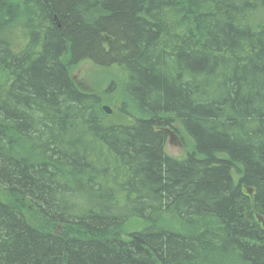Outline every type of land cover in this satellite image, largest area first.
<instances>
[{
    "label": "trees",
    "instance_id": "1",
    "mask_svg": "<svg viewBox=\"0 0 264 264\" xmlns=\"http://www.w3.org/2000/svg\"><path fill=\"white\" fill-rule=\"evenodd\" d=\"M0 264H264V0H0Z\"/></svg>",
    "mask_w": 264,
    "mask_h": 264
},
{
    "label": "rangeland",
    "instance_id": "2",
    "mask_svg": "<svg viewBox=\"0 0 264 264\" xmlns=\"http://www.w3.org/2000/svg\"><path fill=\"white\" fill-rule=\"evenodd\" d=\"M69 72L77 84L81 85L84 90L92 93L102 92V90H104L103 88L105 84L107 85L106 80L110 76V73L107 70H103L100 67L89 62H81L79 64H76L75 66L69 68ZM102 99H105V96L102 95ZM115 104L116 102L113 103V105ZM102 105L109 106L111 109V114L115 110V107L113 105L108 104L105 101L101 103V106ZM111 119L119 122L118 118L116 117H112ZM186 144L187 141L181 143V138L177 135L176 137L170 135L166 138L164 150L168 155L179 158L183 156L186 150L189 149V147H186ZM167 222V220L162 219L160 223L162 224ZM142 226H145L143 221L139 219H132L125 223L123 230L125 231V233H129L134 229L142 228ZM59 231H61V229Z\"/></svg>",
    "mask_w": 264,
    "mask_h": 264
},
{
    "label": "water",
    "instance_id": "3",
    "mask_svg": "<svg viewBox=\"0 0 264 264\" xmlns=\"http://www.w3.org/2000/svg\"><path fill=\"white\" fill-rule=\"evenodd\" d=\"M101 110H102L103 113L106 114V115H110V114H111V109H110L109 106L102 105V106H101Z\"/></svg>",
    "mask_w": 264,
    "mask_h": 264
}]
</instances>
